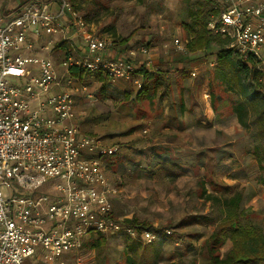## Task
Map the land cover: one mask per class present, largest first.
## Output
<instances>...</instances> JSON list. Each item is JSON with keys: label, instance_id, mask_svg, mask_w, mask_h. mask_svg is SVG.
<instances>
[{"label": "built area", "instance_id": "obj_1", "mask_svg": "<svg viewBox=\"0 0 264 264\" xmlns=\"http://www.w3.org/2000/svg\"><path fill=\"white\" fill-rule=\"evenodd\" d=\"M215 1L220 12L208 29L228 37L230 48L264 72V0ZM73 36L83 44L70 47L60 64L20 51L35 42L45 48L57 37L70 44ZM173 46L179 52L187 48L180 38ZM108 49L109 40L71 0H32L0 23V264H34V258L53 264L69 251L75 253L73 264H82L80 251L93 235L154 242L171 233L116 215L106 160L119 146L74 123L72 67L112 81L135 74L130 57H108ZM140 51L146 54L148 48Z\"/></svg>", "mask_w": 264, "mask_h": 264}, {"label": "rangeland", "instance_id": "obj_2", "mask_svg": "<svg viewBox=\"0 0 264 264\" xmlns=\"http://www.w3.org/2000/svg\"><path fill=\"white\" fill-rule=\"evenodd\" d=\"M25 1L14 2L18 5ZM71 1L84 15L92 9L89 22L97 33L107 38L109 45L125 57H130L136 66L131 80H103L96 74L82 80L75 77L68 84L76 98L77 118L74 123L82 132L99 137L108 145L119 146L118 153L107 159V175L116 190L113 197L116 215L163 228L161 231L171 230L170 234L165 233L154 242L140 240L137 252L129 246L127 236L105 233L107 240L101 246L96 245L99 235H93L80 251L82 264H126L129 256L135 258L137 264L154 262L157 259L150 251L156 244L162 245L158 264H189L195 260L197 264H208L204 242L215 225L203 224L202 217L217 218L223 200L237 191L243 196L240 222L264 228V186L258 180L260 170L254 157L256 168L249 165L250 157L247 154H251L249 149L252 145L246 132L239 135L243 144L235 148L236 152L221 150V144L231 137L217 136L215 131L209 129L204 139L196 140H204V143L197 144L190 137L189 143L181 151L174 144L176 135L153 136L144 126L152 117L160 119L163 112L159 100L169 97V93L161 95L163 97L156 94L153 100L145 98V93L137 97L144 84L150 83L149 69L169 73L170 82L185 78L203 80L205 90L200 91V98L206 99L211 109L217 111V116H230L233 112L230 100L234 96L225 91L214 74L219 47L213 44L200 52L187 48L179 52L173 46L175 38L187 43L179 18L182 6L187 5L189 0ZM132 33L133 37L127 44H119ZM55 41H58V37ZM54 44L41 48L40 43L35 42L32 48L22 46L20 51L27 55L49 56L60 64L62 61L58 62V58L63 60L65 55L60 50L52 51ZM142 46L148 48L146 54L140 51ZM131 51L135 52L134 56L130 55ZM167 56L173 57V60L170 61ZM148 60L152 62L150 67L146 63ZM182 62L192 64L194 69H179L178 65ZM142 65L148 71L147 77L137 71ZM59 71L64 74L65 69L60 67ZM192 71L196 73L194 76L191 75ZM64 79L67 85V77ZM11 81L22 83L26 78H11ZM235 96L238 98L237 94ZM170 98H173V94H170ZM201 144L205 146L204 149ZM226 159L230 161L224 163ZM230 168L233 171L228 173ZM230 246L231 242L227 239L221 247L222 256ZM74 255V251L66 252L53 264H73ZM33 261L34 264H44L37 258Z\"/></svg>", "mask_w": 264, "mask_h": 264}, {"label": "trees", "instance_id": "obj_3", "mask_svg": "<svg viewBox=\"0 0 264 264\" xmlns=\"http://www.w3.org/2000/svg\"><path fill=\"white\" fill-rule=\"evenodd\" d=\"M91 11L93 10L89 9L84 15L88 21L92 17ZM219 12L220 8L215 0H191V2L189 0L188 4L183 5L180 10L179 22L187 36V50H205L213 44L219 47L217 67L214 74L220 84L223 85L225 91L234 96L230 100L232 111L239 125L248 134V139L251 140L252 146L249 152L255 158L260 170L258 180L264 186V72L253 62L243 60L233 48H230V39L228 37L214 34L208 29V23L212 15H217ZM132 37L133 33L123 38L119 44H127ZM54 50H60L65 55L70 50V44L65 40H58L52 48V51ZM61 61L62 59L58 58V62ZM137 71L144 73V77L148 75L144 65L140 66ZM71 74L81 80L92 75L88 71L75 67L71 68ZM96 75L103 80L107 79L103 73H96ZM149 77V85L145 83L144 87L138 91L137 97L141 93H145V98L153 100L158 86H168L170 81L164 71L161 70L150 74ZM153 77H155V80H152L154 79ZM235 94H237L238 98ZM161 95L160 97H163ZM110 163L114 164V161ZM203 194L204 192L201 197H203ZM242 199V193L237 191L223 200V207L220 209L217 218L216 216L202 217L203 224L213 223L215 225L214 230L204 242L208 264H264V228L259 225H246L240 222V218L243 216V210L240 208ZM126 221L140 228L157 231L163 229L155 228L146 222L140 224L137 219L133 218H126ZM195 221L198 222L200 220ZM127 238L131 249L137 252V246L141 245V241L130 237ZM227 239L230 240L231 246L222 256L221 247ZM106 240L107 237L101 234L97 238L96 245L102 246L106 243ZM161 251V244L154 245L150 252L157 261H147L144 264H158L157 262L162 256ZM126 264H137V261L129 256ZM170 264L183 263L172 262ZM189 264H197V262L195 260Z\"/></svg>", "mask_w": 264, "mask_h": 264}, {"label": "crops", "instance_id": "obj_4", "mask_svg": "<svg viewBox=\"0 0 264 264\" xmlns=\"http://www.w3.org/2000/svg\"><path fill=\"white\" fill-rule=\"evenodd\" d=\"M14 1L15 0H0V23L17 14L24 6L25 2H30L32 0H26L18 5H16ZM54 6L56 7V4ZM82 44L83 43L79 37L73 36L70 38V47L73 46L80 49ZM107 56L115 58L124 57L125 55L115 49L112 45H109ZM167 59L172 61L173 57L167 56ZM146 63L150 67L152 62L148 60ZM186 64L182 62L178 65V68L185 70L186 67H192V64ZM155 72L156 71L149 69L150 74ZM166 76L169 78V73L166 74ZM204 84L203 80L196 81L185 78L181 81L175 80L173 82H169L168 86H158L156 94L159 96L161 94L169 93V97L165 96L159 100L160 105H158L162 107L161 112H163L162 114L160 113L161 115L159 114V118L161 120L152 117L147 123L143 124L144 126H147L150 134L153 136L161 134L176 135L177 139H175L174 144L178 145V148H180L181 151L184 150L182 147L187 146L189 143L188 138L190 137H192L193 141L197 144L200 142L204 143V140H196L197 138L204 139L206 137V130L209 129L215 131L217 136H221L223 138L226 136L231 137V139L221 144V150L236 152L235 148L239 147L238 145L243 144L241 143V137L239 135L241 133L244 134L245 131L237 122L236 116L233 112L230 116H217V111L211 109V107L207 104L206 99L204 100L203 98H200V91L202 92V90H205ZM170 94H173V98H170ZM207 124H209L208 126H211V128H209ZM201 145V148L204 149L205 146H203V144ZM193 150H195V148H193ZM247 156L250 157L249 165H253V169H255L256 165L254 164L253 156L251 154H247ZM229 161L230 159H226L224 160V163H228ZM232 171L233 170L230 168L228 173H231ZM229 186L232 187V185Z\"/></svg>", "mask_w": 264, "mask_h": 264}]
</instances>
